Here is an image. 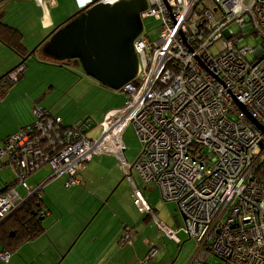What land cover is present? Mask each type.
<instances>
[{
    "label": "built area",
    "instance_id": "1",
    "mask_svg": "<svg viewBox=\"0 0 264 264\" xmlns=\"http://www.w3.org/2000/svg\"><path fill=\"white\" fill-rule=\"evenodd\" d=\"M74 1L80 11L120 0ZM146 3L140 19L156 22L158 37L151 40L142 29L135 39L136 78L119 91L127 98L123 107L104 113L98 139L88 137L89 120L66 127L60 117L36 109L28 126L0 142V172L14 175L10 183L0 181V224L31 197L40 199L41 186L55 178L78 185L86 163L105 154L117 158L141 214L153 213L133 170L164 201L176 203L182 230L197 246L190 264H209L213 257L264 264V0ZM250 36L256 47L240 48ZM23 70L16 68L8 80L16 83ZM128 126L141 145L132 165L122 140ZM39 169L51 174L34 190L26 179ZM157 226L179 246L177 232ZM129 240L126 229L120 245ZM155 254L151 249L143 264ZM0 260L8 262L9 254L0 252Z\"/></svg>",
    "mask_w": 264,
    "mask_h": 264
},
{
    "label": "rangeland",
    "instance_id": "2",
    "mask_svg": "<svg viewBox=\"0 0 264 264\" xmlns=\"http://www.w3.org/2000/svg\"><path fill=\"white\" fill-rule=\"evenodd\" d=\"M62 2L72 8L73 14L78 12L74 0H62ZM5 3L4 20H10L15 12L16 15H19L18 21H21L19 30L24 34L22 43L29 51L33 50L49 33L41 35L40 39H36L38 38L37 34L39 32L42 34V32L40 31V25H36L33 21H38V19L33 16L32 18L25 17L30 12L27 2L6 0ZM31 4H33L32 0ZM35 6H37L36 3ZM48 10L51 11L52 7L49 6ZM230 29L234 34L240 32L236 26H232ZM143 30L151 40L158 37L157 23L151 19L143 22ZM256 45V39L252 36L245 37L239 43L240 48L248 46L253 49ZM219 48H221L220 43H217L211 48V53L216 54ZM247 59L252 60V57L248 55ZM26 63L28 70L27 75L23 78V86L30 87V89L25 90L24 100L29 101L27 94L33 95V89L37 91L35 96H40L42 100L41 108L50 111L52 114L49 113L54 117L60 116L66 125H73L76 121L89 120L94 126L88 132V137L91 140H96L100 136L99 126L103 114L109 110L123 107L127 99L122 92L112 91L86 76L80 65L69 63L70 66L59 67L55 62L44 63L36 55L34 58L27 60ZM51 87L54 90H51ZM18 106L10 104L7 107L5 105L7 107L6 111L5 107L0 108V129L7 131L11 126L17 124L15 112ZM29 111L30 109L28 115ZM122 140L125 146L124 159L132 165L137 160L141 149L132 126L126 128ZM86 166L89 170H98L104 178L103 180L101 178L96 180L94 188L82 189L74 185L67 186L66 176L55 178L41 186V194L46 209L54 213H52L53 219L43 220L44 225L53 227L51 231L54 237L57 236L60 239L62 237V240H65L68 236V234H63L65 229H67V232L70 231L72 237L79 231L77 236L71 240L72 246L67 254L69 258L74 256L75 253L81 256L80 251L88 254L91 252L90 256H94L93 245L86 242H91V235L97 228L106 227V229H110V233H106V236L98 233L99 240H106L107 236L115 232L116 228L127 226L133 229L130 241L146 246L148 249L154 245L158 248L156 258L149 264H156L163 258L164 264L191 263L197 246L193 240L187 238L182 230L183 218L176 203L164 201L158 188L152 184L144 187L138 179L137 172L133 170V179L142 191L145 201L152 206L151 209L156 214V216L154 214L149 216L147 213L142 215L132 203L130 196L132 186L128 179L124 177L116 157L105 154L95 156L86 163ZM50 174L45 169H39L26 179V184L35 190L50 177ZM13 179L14 175L11 170L7 169L0 172V181L10 183ZM18 192L22 197L25 195V191L20 187ZM95 196L103 199L101 203L95 204ZM157 223H161L171 231L177 232V236L181 241L179 246L169 239L163 231L159 230ZM52 232H50L51 236H53ZM123 232L125 234V230L122 228L121 237L124 236ZM85 243L91 250L86 249V246L85 249H82ZM60 259L66 261L64 256ZM91 263L93 264V262ZM209 264L226 263L213 257L209 260Z\"/></svg>",
    "mask_w": 264,
    "mask_h": 264
},
{
    "label": "crops",
    "instance_id": "3",
    "mask_svg": "<svg viewBox=\"0 0 264 264\" xmlns=\"http://www.w3.org/2000/svg\"><path fill=\"white\" fill-rule=\"evenodd\" d=\"M5 1L6 0H0V11H1L0 24L7 25L13 28L22 36L23 39L24 34L19 30L21 24V21H18L19 15H16L15 12L13 14L14 16L12 15V18H10V20L8 19L4 20V14L6 8ZM13 1L27 2L30 12L25 17L32 18L33 16L36 19H38V21L36 20L33 21L35 22L36 25L37 24L40 25V31L42 32V34L39 32L37 34L38 38L36 39H40V36L43 34L44 35H46L47 33L50 34L55 28L66 22V20L70 16L74 15L72 13L73 11H71L72 8L63 4L62 0H42V2H39V0H32L33 4H31V0H13ZM34 2L36 3L37 6H35ZM49 6L50 8L52 7L51 11L48 10ZM47 36L40 43H42L47 38ZM16 50L17 49L9 48L5 44V42H3L2 39L0 38V108L5 107V105L8 107L10 104L19 105L16 108V112H15V118L17 124L11 126L7 131H4V129H0V142H3L7 137L11 136L13 133L20 130L21 128L28 126L32 122L33 109L45 110L48 112V110H46L45 108H41L42 100L40 96H35V93L37 92L35 90L32 89L33 95L29 93L27 94L29 101L24 100L25 90L30 89V87L23 86L24 83L23 78L25 75H27V70H28L27 63L24 62L25 63L24 71L16 83H10L8 78H6L7 74L10 71H12L15 67H17L19 64H21L23 61V59L20 56L21 52H18ZM51 90H54V88L51 87ZM7 107H5V111L7 110ZM24 109L26 111L27 116L25 114ZM29 109L30 111L28 115ZM77 123L79 122L76 121V123H74L73 125ZM63 125L66 127L73 126L71 124L66 125L64 121H63ZM78 177H79L78 179L79 184L75 186L81 187L82 189L94 188L96 186V180H100V178L102 180L104 179L98 170H93V169L89 170L87 166H85L84 170L79 173ZM139 181L140 183L142 182L140 179ZM66 184L68 186V180L66 181ZM136 185L138 186L137 182ZM143 185L145 187L146 184L143 183ZM0 187H2L1 183H0ZM131 195H132V191L130 193V196ZM40 199L42 205L41 212L43 214V216L41 215L42 220L40 224L44 231L33 240L19 244L17 248L13 250V253L9 255L8 262L5 263L2 260H0V264H92L91 262H93V264H143L151 249H155L157 254L158 248L155 245L151 246V248L148 249L146 246L139 245L136 242L133 243L132 240L131 241L129 240V243L125 246L120 245V240L122 238L121 237L122 228L123 230L126 229L130 230V238L133 235V229H130L127 226L118 229L116 228L114 230L115 232L109 234L106 240H101V239L99 240L98 233L105 234V236L106 233H110V229L108 230L106 229V227H101V229L97 228V230L92 233L91 242H86V243H91L93 245V249H92L94 250L93 257L90 256L91 252L88 254L80 251L81 256L75 253L74 256H71V258H69L67 254L72 246L71 240L73 237L77 236V233L79 231H77L75 235L72 237L70 231L67 232V229H65L64 231L65 233L63 234L64 235L68 234L65 240H62V237L61 239L60 237L57 236L54 237V234L51 231L53 227L51 228V225L50 227H48L49 225L48 226L44 225V221L47 218L53 219L54 217L52 215L53 212L51 213V211L46 209L42 194H40ZM94 199H95V204L101 203V201L103 200L96 196L94 197ZM132 203H133V198H132ZM151 207L152 206H150V208ZM153 214L156 216L155 213ZM142 215H144V213ZM50 232H52L53 236L50 235ZM86 243L83 245L82 249H85L86 246L87 247L86 249L91 250ZM0 248L2 250L1 244H0ZM24 249H26L25 252H23ZM156 254L145 264H149L154 258H156L155 257ZM62 256H64L66 261H62V259H60ZM163 260L164 258L156 264H164Z\"/></svg>",
    "mask_w": 264,
    "mask_h": 264
},
{
    "label": "water",
    "instance_id": "4",
    "mask_svg": "<svg viewBox=\"0 0 264 264\" xmlns=\"http://www.w3.org/2000/svg\"><path fill=\"white\" fill-rule=\"evenodd\" d=\"M146 6V0H120L80 10L47 36L42 54L63 64L78 61L86 76L119 92L138 72L133 43Z\"/></svg>",
    "mask_w": 264,
    "mask_h": 264
},
{
    "label": "trees",
    "instance_id": "5",
    "mask_svg": "<svg viewBox=\"0 0 264 264\" xmlns=\"http://www.w3.org/2000/svg\"><path fill=\"white\" fill-rule=\"evenodd\" d=\"M0 38L9 48L17 49L16 51L21 52L20 56L24 60L12 71H14L18 67L25 68L24 64L26 63V61L34 58L35 55L39 56L41 58V61H43L44 63L55 62L43 56L41 51L43 44L41 43L31 51L26 49V47L22 43V36L16 30L7 25L0 24ZM69 62H75L74 65H79L78 61ZM55 64L59 67L68 66L67 62L66 65L61 62H55ZM12 71L7 74L6 78H8V75ZM22 73L18 76V80ZM41 208V199H38L35 196L31 197L13 215H11L3 223L0 224V244L2 247L1 252H7L9 255H11L13 253V250H15L19 244L33 240L44 231L40 224L42 220Z\"/></svg>",
    "mask_w": 264,
    "mask_h": 264
},
{
    "label": "flooded vegetation",
    "instance_id": "6",
    "mask_svg": "<svg viewBox=\"0 0 264 264\" xmlns=\"http://www.w3.org/2000/svg\"><path fill=\"white\" fill-rule=\"evenodd\" d=\"M69 63H70V64H74L75 62H73V63H72V62H67L68 66H70Z\"/></svg>",
    "mask_w": 264,
    "mask_h": 264
}]
</instances>
